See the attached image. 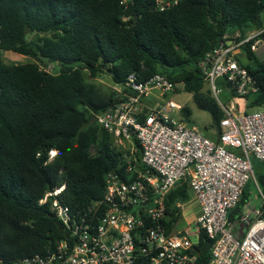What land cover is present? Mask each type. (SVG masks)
Instances as JSON below:
<instances>
[{
    "label": "trees",
    "instance_id": "trees-1",
    "mask_svg": "<svg viewBox=\"0 0 264 264\" xmlns=\"http://www.w3.org/2000/svg\"><path fill=\"white\" fill-rule=\"evenodd\" d=\"M263 12L264 0H0V51L31 59L7 63L0 56V260L41 253L63 238L67 229L52 216V201L72 218L83 216L102 198L106 173L121 163L112 135L96 121L118 94L100 92L90 79L107 73L122 84L131 73L138 80L162 74L209 113L205 128L216 140L225 112L200 61L227 36L261 29ZM259 37L264 43V30ZM252 41L241 45L246 62L237 58L256 89L237 95L217 81L230 98L245 99V113L264 108V58ZM189 115L182 106L180 116ZM253 172L264 196V164ZM250 185L227 212L229 222L238 223ZM188 198L183 177L164 198L168 230L179 216L174 203ZM197 234L191 264H210L212 240L202 229Z\"/></svg>",
    "mask_w": 264,
    "mask_h": 264
},
{
    "label": "built area",
    "instance_id": "built-area-1",
    "mask_svg": "<svg viewBox=\"0 0 264 264\" xmlns=\"http://www.w3.org/2000/svg\"><path fill=\"white\" fill-rule=\"evenodd\" d=\"M262 30L264 25L241 39L238 33L227 36L203 56L201 70L214 95L221 91L219 80L237 95L256 89L237 55L250 40L253 51L264 44ZM120 85L113 87L116 101L96 118L121 153V163L104 177L102 198L77 218L54 199L51 209L66 227L65 236L41 253L0 264H138L145 258L149 264H191L196 241L177 226L191 198L200 208L192 220L194 234L202 229L212 240L210 264H264V196L251 163L252 158L264 163V108L235 113L220 104L225 117L214 140L175 115L181 108L175 101L164 100L160 108L140 101L152 90L162 95L178 91L179 85L164 75L138 80L131 73ZM49 153L52 158L55 150ZM183 177L189 198L174 203L179 216L168 230L164 198ZM250 179L261 204L243 211L238 223L229 222L227 212ZM59 191L47 192L42 201Z\"/></svg>",
    "mask_w": 264,
    "mask_h": 264
},
{
    "label": "rangeland",
    "instance_id": "rangeland-1",
    "mask_svg": "<svg viewBox=\"0 0 264 264\" xmlns=\"http://www.w3.org/2000/svg\"><path fill=\"white\" fill-rule=\"evenodd\" d=\"M31 35H28V38H30ZM264 49L259 48L257 50V54L260 56L262 55ZM0 56L3 58V60L7 63H20L25 62L27 60H31L29 57L17 54L15 52L11 51H0ZM51 66V65H50ZM91 82H94L97 86L98 90L103 93H109L110 90H114L115 88H120V84H114L110 78V76L107 73H100L99 76L95 79H90ZM213 93V92H212ZM213 96L216 98V100L221 104L227 107H232V110L235 113L242 112L239 110L240 106L236 104L228 103L227 101V93L225 90H221L218 94ZM173 100L179 105L185 106L190 111V115L187 120L183 119L182 116H180V111L176 113L175 115H179V118L191 128L199 132L200 134L204 135L205 137H208L210 139H214V136H216V132L212 128L206 129L205 127H209L211 124V117L208 112L198 109L195 104L192 101L191 93L186 92L181 86H179L178 91L171 92L167 94H160L157 90H152L148 95L142 96L140 98V101L145 104L149 108H160L162 105V102L164 100ZM242 108V107H241ZM228 109V108H227ZM174 113V112H173ZM94 151V147L92 146L90 148V152ZM53 152V151H52ZM52 153H49V157H51ZM249 192L251 195L250 202L255 205V207H258L261 204V197L259 196L257 189L255 188V185H250ZM60 190V189H57ZM248 204V203H247ZM194 217V213L189 212V204L185 203L182 206V212L180 213V220L178 221V228L185 229L186 231L191 235V237L195 240L197 234H194V228L193 225H187L188 221H190Z\"/></svg>",
    "mask_w": 264,
    "mask_h": 264
},
{
    "label": "crops",
    "instance_id": "crops-1",
    "mask_svg": "<svg viewBox=\"0 0 264 264\" xmlns=\"http://www.w3.org/2000/svg\"><path fill=\"white\" fill-rule=\"evenodd\" d=\"M263 18H264V12L262 14ZM264 22V21H263ZM253 29V28H252ZM259 48H263L264 49V44H259L256 48V50L254 51L255 54L257 55L258 58L260 59H263L264 58V51L262 53V55H258L257 54V50ZM239 57V59L242 61V62H246V59H245V56L242 54V52L240 51V53L237 55ZM227 93V92H226ZM227 101L228 103H231L232 105L233 104H236V105H239L240 108L239 110L241 111H244L245 110V99L242 98V97H234V98H230L229 94L227 93ZM145 105V104H144ZM146 106V105H145ZM147 107V106H146ZM242 107V108H241ZM149 108V107H148ZM153 108V107H152ZM255 110V109H254ZM252 111V110H251ZM251 163H252V166H253V170H256L257 169V166L260 165V164H264L262 161L258 160V159H255V158H252L251 159ZM255 185V184H254ZM256 188V187H255ZM257 189V188H256ZM257 192L260 196V193L257 189ZM250 198H251V195H249L248 197V204L246 203V205L244 206V211L245 210H249V211H252V209L256 208L255 205H253L250 201ZM187 204H189V212H192L194 213V217L188 221V224L187 225H191L192 224V220L198 215L199 211H200V208H199V205L198 203L194 200V199H190ZM180 220V219H179ZM179 223V222H178ZM180 228V227H179ZM198 235V234H197ZM197 240V236H196V239L195 241Z\"/></svg>",
    "mask_w": 264,
    "mask_h": 264
},
{
    "label": "water",
    "instance_id": "water-1",
    "mask_svg": "<svg viewBox=\"0 0 264 264\" xmlns=\"http://www.w3.org/2000/svg\"><path fill=\"white\" fill-rule=\"evenodd\" d=\"M134 19H136V16H134ZM62 189V188H61ZM52 216L54 217L55 216V213H52Z\"/></svg>",
    "mask_w": 264,
    "mask_h": 264
}]
</instances>
